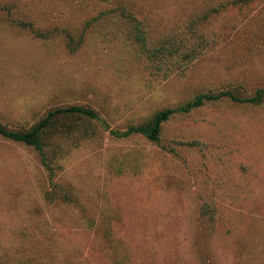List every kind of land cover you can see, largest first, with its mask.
<instances>
[{
	"label": "rangeland",
	"instance_id": "374dc122",
	"mask_svg": "<svg viewBox=\"0 0 264 264\" xmlns=\"http://www.w3.org/2000/svg\"><path fill=\"white\" fill-rule=\"evenodd\" d=\"M258 90L264 0H0V124L99 118L0 136V264H264V101L124 135Z\"/></svg>",
	"mask_w": 264,
	"mask_h": 264
},
{
	"label": "trees",
	"instance_id": "16d2710c",
	"mask_svg": "<svg viewBox=\"0 0 264 264\" xmlns=\"http://www.w3.org/2000/svg\"><path fill=\"white\" fill-rule=\"evenodd\" d=\"M34 31L37 34H41L38 29H34ZM136 38L138 39L139 37L136 36ZM223 97H228L231 101L238 103L259 104L264 101V91L258 90L252 97L242 98L228 91L220 92L215 95L199 94L196 95L193 100L183 106L158 112L152 119V121H150L146 125L130 126L129 129L124 133V135L127 136L132 133H140L142 135H145V137L150 141L156 142L159 139L162 122L166 121L170 116L176 113H188L192 109L202 106L207 101H215ZM62 114H68L72 116L81 115L92 120H99L96 113L86 108L70 107L67 109H57L49 112L44 119L39 121L35 126L25 132L12 131L0 124V136L5 139L20 142L27 146L33 147L41 156V161L44 167L49 170L50 167L45 155V138L47 136L48 129L53 126L56 119Z\"/></svg>",
	"mask_w": 264,
	"mask_h": 264
}]
</instances>
